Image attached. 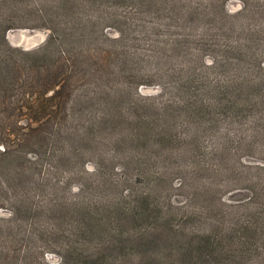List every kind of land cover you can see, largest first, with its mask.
I'll use <instances>...</instances> for the list:
<instances>
[{"label": "rangeland", "instance_id": "rangeland-1", "mask_svg": "<svg viewBox=\"0 0 264 264\" xmlns=\"http://www.w3.org/2000/svg\"><path fill=\"white\" fill-rule=\"evenodd\" d=\"M0 1V264L169 263L207 233L264 264V0ZM52 63L41 101L20 80Z\"/></svg>", "mask_w": 264, "mask_h": 264}, {"label": "trees", "instance_id": "trees-1", "mask_svg": "<svg viewBox=\"0 0 264 264\" xmlns=\"http://www.w3.org/2000/svg\"><path fill=\"white\" fill-rule=\"evenodd\" d=\"M137 1V0H136ZM1 2V1H0ZM11 9L7 10L10 11ZM11 27H1L0 28V39L4 42L6 32ZM81 37V36H80ZM83 38V37H81ZM47 49L42 50V54L39 53L36 57L41 56L44 57L47 55ZM4 52L3 49H0V53ZM52 54L53 50L51 51ZM34 59V57H33ZM69 60V59H68ZM68 60L66 62H68ZM70 62V61H69ZM31 65V64H30ZM27 66V65H26ZM25 67V66H24ZM53 67V68H52ZM33 69V68H32ZM53 63L47 67L45 70L46 74L43 76L44 78L41 79V73L36 71V74L38 78L29 79V83L24 80H20L23 87H29L32 85L37 91L40 93V100L41 101H47L51 102L54 100H63L62 97L65 93V89L68 85L69 79L72 72V67H69L67 70L65 68V71H61L57 69V67L54 69ZM157 70H154L156 72ZM40 73V74H39ZM180 76V82H183L184 84H189L192 82H195V79L193 76L186 74ZM4 80H6V77L3 76L2 71L0 70V82L1 85H4ZM51 92L48 97L47 93ZM38 93V92H37ZM34 93L32 91L22 92L21 98H20V105H17L18 111L20 113L30 114L32 105L34 103ZM36 99V98H35ZM23 100V101H22ZM49 106V105H48ZM26 110V111H25ZM74 110V109H73ZM72 110V111H73ZM39 117H42L43 114H39ZM56 118V117H54ZM29 119H34L37 121V118L29 117ZM3 141L0 139V144L3 145ZM238 225H243V227H252L254 225L252 223L251 218L244 219L240 222H236L235 219L231 220L228 225L225 226L224 229V241L228 240L229 243L233 240L232 236L236 233V231L239 229ZM227 228V230H226ZM214 238L215 235L211 233L204 234L200 237L201 241L200 244L196 246L192 245L190 242H187L182 245V248L180 249V255L178 254V257L176 260H172L169 263H166L165 261L161 259H157V262L159 264H203L204 262L210 263V264H247L244 251L241 249H233L230 248L228 245L223 247H213L214 245ZM219 241V239H218ZM235 242H242L240 238L237 240H234ZM228 243V242H227ZM228 243V244H229ZM110 259H102V257H98L97 260H95V263L99 264H105ZM156 260V259H155Z\"/></svg>", "mask_w": 264, "mask_h": 264}]
</instances>
